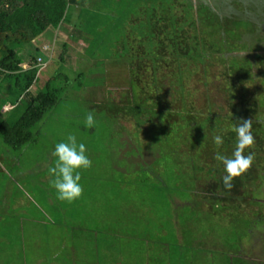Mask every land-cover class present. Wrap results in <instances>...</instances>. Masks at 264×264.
<instances>
[{
	"label": "rangeland",
	"instance_id": "rangeland-1",
	"mask_svg": "<svg viewBox=\"0 0 264 264\" xmlns=\"http://www.w3.org/2000/svg\"><path fill=\"white\" fill-rule=\"evenodd\" d=\"M177 1L83 0L69 23L59 29L55 43L47 40L42 45L44 52H53V58L36 72L39 80L28 77L31 90L52 77L63 43L68 46L66 64L54 81L61 87L58 100L33 125L32 140L12 148L0 135V264H264V180L260 179L264 176V69L260 61H255L250 76L242 77L238 70L231 78L225 73L228 65L219 58L209 60L205 68L189 64L183 68L182 94L169 74L172 66L160 74H164L159 80L163 100L170 101L172 108L184 102L198 121L210 107L220 120L218 134H227L237 122L233 110L258 105L247 118L256 123L252 127H261V144L254 137L251 149L257 178L245 179L232 199H216L207 189L224 173L210 157L209 138L191 148L189 142L177 143L172 125H160L156 117L138 124L131 112L143 113L142 119L148 110L138 103L139 89L127 91L132 76L127 64L112 61L115 58L109 54L118 43L117 33L138 27L134 22L140 24L151 11L172 7ZM188 1H181L183 7ZM190 1L195 14L196 4L207 8L198 9L201 19L220 21L221 10L229 6L235 19L232 14L224 18L238 32L246 31L237 35L249 46L264 31V0ZM204 29L208 38L220 37L214 32L217 29L206 25ZM261 38L256 50L264 55ZM100 46L109 56L97 52ZM139 77V85H149L148 72ZM2 84L0 102L13 103L10 81ZM23 108L24 103L9 111L1 109L0 121L17 118ZM88 111L94 112L92 129L84 127ZM171 119L175 116L166 120ZM69 134L85 144L92 161L81 173L82 195L72 203L56 199L47 173L50 152Z\"/></svg>",
	"mask_w": 264,
	"mask_h": 264
},
{
	"label": "trees",
	"instance_id": "trees-1",
	"mask_svg": "<svg viewBox=\"0 0 264 264\" xmlns=\"http://www.w3.org/2000/svg\"><path fill=\"white\" fill-rule=\"evenodd\" d=\"M82 1L0 0V86H3L2 83L6 80L11 83L9 95L14 101L11 110L24 103L23 111L17 118H6L0 121V135L3 141L12 148L21 147L32 140L33 132L31 129L33 125L42 119L49 108L56 104L58 100L57 91L61 87H56L54 81L59 77L66 64L64 51L68 46L63 44L62 52L59 55V66L52 77L48 78L43 87L37 92L28 90L31 85L29 78L33 77L32 74H34L35 69H33V72L31 71L32 76H29L28 80L27 77L26 79L22 78L23 83L17 81L18 77L14 73L22 69L21 64L24 62L31 67L44 63L42 58L44 50L43 48L40 50L33 43L34 40L44 34L50 27L56 28L65 21L69 23L72 11ZM181 1H177L172 7L168 4V7L158 8L159 11L153 10L141 19L140 24L137 21L134 22L138 27L133 26L124 34L117 33L114 39L119 45L116 44L109 54L115 58L112 61H124L127 64L132 75L127 91L133 93L135 88L139 89L138 99L140 102L138 103L142 104L144 110H148L147 117L143 116L142 119L140 116L144 115L143 113L137 112V110L131 112L137 123L142 124L140 122L145 120L152 121L156 117L158 119L157 123L160 125H172L174 138L178 140L177 143L189 142L191 148H198L199 145L203 144V139L209 138L207 144L212 143V146H209L208 152L211 159L214 160L213 156L217 149L213 145L212 137L220 131L219 125H216V123H220V120L216 115H213L214 111H211L210 107L201 121L194 118L195 111L189 109L184 102L178 108H172L170 101H164L162 98L159 80L164 74H160L163 68L172 66V73L169 74L173 77V83L178 86L180 94L184 90L183 68L189 64L193 68H205L212 58H219L228 65L225 73L229 78H231V73L233 74L238 70L242 71V77L250 76L256 60L260 61L259 63L264 69V63L261 62L264 55L256 50L263 41L261 37L264 39V31L260 33L261 37L258 38L257 42H250L249 46L245 39L242 40L237 35L238 33L245 35L246 31L238 32L234 25L231 26L229 21L224 18L232 14V20L235 19L229 6H226L225 10H221L223 14L222 21H219L217 18L216 20L208 16L201 19L198 16V9L204 8L202 4H196L195 11L197 13L195 14L192 12L195 7L190 0L184 7ZM205 25L217 29V31H213L217 32L220 37L218 39L208 38V29H206V32ZM73 30L75 29L73 28ZM75 33L81 35L79 30ZM89 47L90 45L87 46L88 49ZM97 50L104 56H109L105 53L106 48L104 46H100ZM239 50L241 51L239 52ZM38 57L41 58V63H38ZM147 72L151 80L149 85L146 82L144 85H139L140 74H146ZM68 82L69 80H67ZM129 96L132 97L131 94ZM5 103L4 100L0 102V110ZM257 106L256 103H253L252 106L245 109L233 110L232 114L237 121L248 120L249 113H256ZM172 116H175V119L166 120ZM255 124L252 123V126ZM260 129L261 127H252L253 136L259 144H261L259 142L261 139H258ZM206 130H209V132H206ZM224 137V145L220 151L231 156L235 134L228 131ZM196 156H198L197 153ZM256 166L253 161L249 169L240 176L235 177L230 190L224 189L221 183L222 176H219L214 182L209 183L208 193L212 198L232 199V194H236L241 190L245 179L257 178L254 175ZM260 179L263 181L264 176H261ZM217 187L222 189L221 192H216L215 188Z\"/></svg>",
	"mask_w": 264,
	"mask_h": 264
},
{
	"label": "clouds",
	"instance_id": "clouds-1",
	"mask_svg": "<svg viewBox=\"0 0 264 264\" xmlns=\"http://www.w3.org/2000/svg\"><path fill=\"white\" fill-rule=\"evenodd\" d=\"M95 123L94 112L88 111L84 119V127L92 129ZM228 130L235 134L231 156L220 151L224 145V135L215 134L212 137L213 145L217 149L213 159L223 166L224 174L221 177V183L226 190L232 188L235 177L243 174L252 165L254 154L251 149L255 142L251 120L237 121L230 125ZM50 156L52 161L47 168V173L56 199L67 203L78 200L83 192L80 183L81 173L92 165L86 153L85 144L78 142L75 134H69L64 140L54 145Z\"/></svg>",
	"mask_w": 264,
	"mask_h": 264
},
{
	"label": "crops",
	"instance_id": "crops-1",
	"mask_svg": "<svg viewBox=\"0 0 264 264\" xmlns=\"http://www.w3.org/2000/svg\"><path fill=\"white\" fill-rule=\"evenodd\" d=\"M64 23H62L61 25H59L58 27H56V28H54V27H50V28H48V30L44 33V34H42V35H40L38 38H36L35 40H34V44H36V46H38L39 48H40V50L42 49V45H44L45 43H47V40H52L53 41V43H55V41H56V38H57V35H59V29L61 28V26L63 25ZM69 28H71V27H69ZM57 32V33H56ZM47 33L48 34H50L49 36L51 37L50 39H48V38H46V35H47ZM48 37V36H47ZM52 41H50V42H52ZM63 44H65V43H63ZM51 50V49H50ZM43 57V60H44V63L43 64H40V65H36V66H33V67H31V66H28L27 65V63H22L21 64V66H22V69L19 71V72H16V73H14V75H16L17 77H18V79H17V81H19V82H22L23 80H22V78L23 79H26V77H27V80H28V77L29 76H32L31 75V71L33 72V69H35V71H34V74H33V77H32V79H34V78H36V80H39L40 79V77L38 76V75H36L37 73V71L39 72V69L40 68H42L43 66L44 67H46L47 66V64L48 63H50L51 62V59L53 58V52L52 51H43V55H42ZM37 76L39 77V78H37ZM35 80V82H37ZM47 80V79H46ZM46 80L45 81H43L44 83L46 82ZM23 83V82H22ZM18 84H20V83H18ZM43 85H41V86H37L38 88L37 89H35L36 91H33V90H31V88L29 87L28 88V90H30V91H32V92H37L41 87H42ZM8 106V107H7ZM14 105L12 104V103H10V102H6L4 105H3V107H2V109L3 110H5V111H9V110H11V108L13 107Z\"/></svg>",
	"mask_w": 264,
	"mask_h": 264
},
{
	"label": "built area",
	"instance_id": "built-area-1",
	"mask_svg": "<svg viewBox=\"0 0 264 264\" xmlns=\"http://www.w3.org/2000/svg\"><path fill=\"white\" fill-rule=\"evenodd\" d=\"M37 61H38V63H41L42 62V60H41L40 57H38Z\"/></svg>",
	"mask_w": 264,
	"mask_h": 264
}]
</instances>
